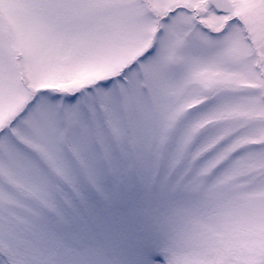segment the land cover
<instances>
[{
	"label": "snow or ice",
	"instance_id": "obj_1",
	"mask_svg": "<svg viewBox=\"0 0 264 264\" xmlns=\"http://www.w3.org/2000/svg\"><path fill=\"white\" fill-rule=\"evenodd\" d=\"M0 264H264V0H0Z\"/></svg>",
	"mask_w": 264,
	"mask_h": 264
}]
</instances>
